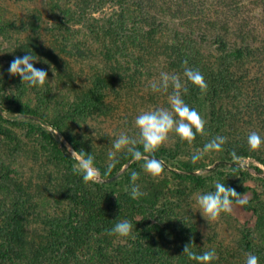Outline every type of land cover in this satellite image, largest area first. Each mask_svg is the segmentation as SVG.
Listing matches in <instances>:
<instances>
[{
	"label": "trees",
	"instance_id": "obj_1",
	"mask_svg": "<svg viewBox=\"0 0 264 264\" xmlns=\"http://www.w3.org/2000/svg\"><path fill=\"white\" fill-rule=\"evenodd\" d=\"M108 1L112 11L94 17ZM233 2L72 0L73 8L53 4L61 17L56 26H44L36 14L30 20L27 13H0V37L9 42L0 55V264H196L184 253L186 246L197 254L214 249L211 264H245L249 253L264 264V177H254L262 191L241 185L240 177L251 176L247 169L224 163L207 174L169 172L192 191H212L220 182L239 195L252 192L243 207L255 216L254 225L239 226L229 244L204 241L183 191L166 177L145 173L143 161L135 160L111 182L85 183L77 157L55 133L80 155H93L102 178L114 175L131 155L120 151L119 162L107 171L97 138L112 143L121 130L135 136L137 112L169 107L172 89L153 93L149 86L165 71L181 78L188 89L182 97L205 126L202 133L193 129L191 141L169 133V144L147 154L187 171L247 157L264 165V143L251 149L247 142L251 132L264 138V37L243 26L241 5ZM66 16L85 22V37L62 24ZM25 54L36 56L34 66L47 72L43 86L29 87L9 74L12 60ZM184 61L202 73L204 90L183 76ZM78 63H86L88 73ZM51 104L59 117L46 113ZM116 115L124 121L115 119L120 130L111 137L84 126ZM15 126L28 127L30 143ZM217 135L226 137L221 151L205 153L196 163L176 161L180 150L192 156ZM21 153L24 164L30 161L29 174L11 167ZM134 171L143 193L135 200L129 195ZM125 219L133 225L130 236L108 234Z\"/></svg>",
	"mask_w": 264,
	"mask_h": 264
},
{
	"label": "clouds",
	"instance_id": "obj_2",
	"mask_svg": "<svg viewBox=\"0 0 264 264\" xmlns=\"http://www.w3.org/2000/svg\"><path fill=\"white\" fill-rule=\"evenodd\" d=\"M37 60L33 54L17 56L10 63L8 72L13 76L21 77L22 82H27L29 87H41L47 80V72L34 66ZM183 63L185 65L183 76L191 84L204 90L207 85L202 73L197 69L188 67L187 61ZM149 86L153 93H169V89H172L171 93L168 94L169 107L143 110L135 117L134 124L137 134L133 136L121 132L116 137L112 142L113 151L108 153L110 162L107 164V171H110L119 162L116 153L125 151L134 160L143 161L142 169L145 173L157 176L163 168L161 161L154 157L145 156L144 153L154 152L167 140L169 133H175L181 140L191 141L195 137L193 129L201 133L204 130L205 121L195 108H191L185 103L182 97L181 92L187 93L188 89L178 75L161 71L159 78L152 81ZM247 142L251 149H257L264 143V138L256 132H251L247 137ZM225 143L226 137L219 135L213 137L204 145L202 151H197L191 156L192 162L199 161L205 153L221 151ZM138 145L142 146V151L140 147H137ZM68 151L72 153V156L76 153L70 147ZM231 155L234 160L238 159L235 152ZM94 160L93 155L83 153L77 159V168L85 183L102 182L100 169L95 166ZM138 178L139 173L135 171L131 173L129 195L133 200L143 195L140 186L136 183ZM196 203L204 218L215 220L221 213H231L234 203L244 206L248 201L244 195H239L235 189L227 187L223 183L215 182L214 190L196 195ZM132 231V223L125 219L117 222L109 229L108 234L128 237ZM184 253L196 264H211L216 259L214 249L197 254L191 251L190 246H186ZM245 264H258V257L251 253L247 254Z\"/></svg>",
	"mask_w": 264,
	"mask_h": 264
},
{
	"label": "rangeland",
	"instance_id": "obj_3",
	"mask_svg": "<svg viewBox=\"0 0 264 264\" xmlns=\"http://www.w3.org/2000/svg\"><path fill=\"white\" fill-rule=\"evenodd\" d=\"M230 1L232 2L235 1L236 3H239L241 5V10L240 12H238L237 15H240L243 17L244 22H245V24L243 22L244 24L243 26L246 28L250 27V28L255 29L256 33L264 37V0H225V3L227 2L229 3ZM55 3H58L60 7H64L66 9L69 7H72V4H71L72 0H60V1L59 0L57 1L56 0H0V13L3 12L5 15L8 16L9 15L8 11H13L19 17L24 15V13H27L29 14L28 19L30 20L36 14L40 16L41 20L43 19L44 26L45 25L46 26L47 25L56 26V25H59L61 17L59 15L60 11L58 9L57 10L54 9L53 7V4ZM112 9H113V5L110 1H108L103 5L101 11L96 12L94 14V17L101 18L102 16L108 15L112 11ZM90 20L89 22L93 23V21L92 20L90 21ZM63 21L64 23L62 22V24L65 25L66 23V26H68V28L71 30H75V33L78 34L79 37H83V36L85 37V35L88 33V30L85 28V22L79 19L77 16L76 17L66 16L63 19ZM15 37L16 35H13L12 40ZM8 43L9 42H7L5 39L0 37V55L1 56H3L6 50H8V47H9ZM75 65L76 67H79V68L81 66L83 71H85V73H88V69H87L88 67L86 63H78ZM9 92L11 93V90H8V93ZM14 93L15 91L13 92V94ZM46 111H47L46 113L48 114L50 118H57L60 116L58 108L55 106H52V104L46 108ZM122 113L126 115L125 112H120V114ZM128 113L130 115L132 113L131 110H129ZM138 114L139 113L137 112V115ZM135 117L133 118V121L135 120ZM116 118H119L121 121H124L120 116L119 117L117 116L115 118H106V120H102V121L88 120L87 123L84 124V126L86 125L88 127L87 129H93V130L97 129L101 131L102 135L104 134L103 136L105 137L107 135L111 137L113 133V129H117V131L120 130V128L119 129L117 128V121L115 120ZM47 127L52 129V127L49 125H47ZM15 128H16V131L18 132V135L24 138L26 142L30 143V139L27 138V136L30 135V132L28 131L29 130L28 127L27 126H15ZM122 131L123 130H121V132ZM55 133H57V135L60 137V140L67 146V149L70 147L72 151L76 152L74 155L77 158H79L80 154L68 143V141L64 137H62L57 131H55ZM97 141L98 142L96 143H98L99 145H102V146H99V149L102 148L103 150L102 153L99 152L101 158L105 160L106 162H110L108 160V153L110 151H113L112 143L106 140L104 141L99 140V138H97ZM164 143L169 144L168 141ZM121 152H125V151H121ZM119 153L120 152L116 153L117 158L119 157L118 156ZM16 156L17 157L14 158L13 161L11 162L12 169L14 170L16 169L21 172L24 169L25 173L29 174L30 169L28 168V166L30 165V161H29V165L23 163L27 161V159L25 158L26 154L24 155L16 154ZM189 159H191V155H189V153L185 150H180L177 154L176 161L178 160L183 161V160H189ZM215 161H220V160H215ZM161 163L163 165L162 171L159 175L154 176V177L157 178L158 176L159 177L164 176L169 180L170 185H173L183 191L184 197L186 198L187 202L192 208L193 217H194L193 219L197 223L198 229L201 233V237L204 241H207L208 239H212V241H218V242L222 241L224 244H227V243L229 244L235 240L237 229L239 226H253L254 225L255 216L251 212L246 211L243 206L237 205L235 203L232 205L231 213H221L220 216L216 218L215 220L208 219L207 217L204 218L203 215L199 212L198 205L196 203V195L201 192L192 191L191 189L192 187L187 182L180 181L179 179H175L169 173L170 171L180 173L178 172V170L180 169H177L174 166H170L162 160H161ZM240 163H244L248 165L249 168H245V169H247L251 175V176L240 177L241 185L248 186V187H257L260 190L262 189L263 191V188L259 186L258 181H256L254 177L256 176L264 177L263 175H261V174H264V165L251 157L241 159ZM212 164L208 165L207 167L211 166ZM256 167L260 170H258ZM206 168H202V169H198L194 171H201L198 174H207L211 170L204 171V169ZM229 173L230 172H227L225 174H227L228 176ZM230 177L234 180L240 179L238 176H230ZM243 195H244V198L250 199L252 197V192L247 191Z\"/></svg>",
	"mask_w": 264,
	"mask_h": 264
},
{
	"label": "water",
	"instance_id": "obj_4",
	"mask_svg": "<svg viewBox=\"0 0 264 264\" xmlns=\"http://www.w3.org/2000/svg\"><path fill=\"white\" fill-rule=\"evenodd\" d=\"M23 116L30 117V118H34V119L37 118L36 115H31V114H24ZM144 155L145 156H148V157H154L157 160L161 161V159L157 158L156 156H154L152 154L144 153ZM133 161H135V160L133 158H130L114 175H112L110 177H107V178H102V182H111V181L115 180L116 178H118L129 167V165ZM221 163H225V164H228V165H231V166H238V167H243V168H249L248 165H246L244 163H240V162L215 161L211 166H209L206 169H204V171H210V170H212L213 168H215L217 165H219ZM178 172H180V173H186V174H198L201 171L178 170ZM261 175L264 176V174H261Z\"/></svg>",
	"mask_w": 264,
	"mask_h": 264
}]
</instances>
